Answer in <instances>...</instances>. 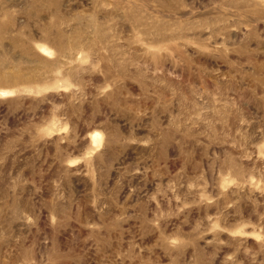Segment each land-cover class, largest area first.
<instances>
[{"label": "rangeland", "instance_id": "1", "mask_svg": "<svg viewBox=\"0 0 264 264\" xmlns=\"http://www.w3.org/2000/svg\"><path fill=\"white\" fill-rule=\"evenodd\" d=\"M0 264H264V0H0Z\"/></svg>", "mask_w": 264, "mask_h": 264}, {"label": "bare ground", "instance_id": "2", "mask_svg": "<svg viewBox=\"0 0 264 264\" xmlns=\"http://www.w3.org/2000/svg\"><path fill=\"white\" fill-rule=\"evenodd\" d=\"M98 135H99V134H95V135H94V138H97V137H98ZM99 136H100V135H99Z\"/></svg>", "mask_w": 264, "mask_h": 264}]
</instances>
